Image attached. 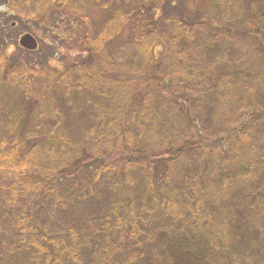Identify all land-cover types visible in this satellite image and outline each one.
Segmentation results:
<instances>
[{"label": "trees", "instance_id": "obj_1", "mask_svg": "<svg viewBox=\"0 0 264 264\" xmlns=\"http://www.w3.org/2000/svg\"><path fill=\"white\" fill-rule=\"evenodd\" d=\"M13 1L53 21L44 29L55 35V21L70 0ZM167 2L139 0L130 10L116 9L98 34L76 40L74 47L86 53L82 63L52 70L45 103L59 99L53 107L60 113L67 93L82 95L90 111L85 130L93 133L68 150L63 140L59 148L41 141L25 153L15 141L6 148L2 168L25 177L0 189V264H128L114 234L131 255L145 258L143 264H264V12L253 23L252 0H246L249 10L201 13L190 23L170 17ZM126 26L133 37L122 39ZM179 36L185 47H177ZM58 37L63 45L73 41ZM8 38L0 24V87L23 89L30 74L42 70L12 61ZM105 47L117 54L100 63ZM128 48L132 53L125 57ZM37 105L20 98L10 110L7 103L0 121L11 119L16 129ZM127 116L131 125L117 139L114 129ZM98 135L102 146L116 138L119 148L114 164L101 170H112L109 201L126 206L115 222L119 227L104 216L83 214L82 196L70 187L97 157L90 138ZM30 167L45 176L29 175ZM104 185L91 195L101 200ZM23 192H31L32 201L20 216ZM68 206L74 226L67 237L35 226L41 219L34 207L53 219Z\"/></svg>", "mask_w": 264, "mask_h": 264}, {"label": "rangeland", "instance_id": "obj_2", "mask_svg": "<svg viewBox=\"0 0 264 264\" xmlns=\"http://www.w3.org/2000/svg\"><path fill=\"white\" fill-rule=\"evenodd\" d=\"M138 1L139 0H88L86 5H82L79 4V0H70L64 11V14L67 15L63 14L61 19L57 17V19L61 21H55V24H59V30H54V35L52 31L44 29L46 27L49 28V26L52 27L51 24L53 21L49 20L47 23L45 20L37 17V14L32 8H26L22 5L15 4L13 0H0V24L5 25L7 28L9 37L8 42L9 45H12L7 50H9V56H12V61L17 64L24 63L28 68H35L37 71H44V73L41 71L42 75L35 76L33 73L30 74L26 88H8L4 87V85L0 87V109L7 103L10 104V107H15L16 101L20 100V98L26 101L35 100L38 102L34 114L29 116L24 115V117L21 118V123L18 128L14 129L10 126L9 120L11 119H9L8 122L0 121V189L5 186L11 187L14 182L25 177V175L21 174L22 172L14 171V169H9L8 167L2 168L4 166L5 157L7 156L5 152L12 147L14 141L19 144V148L23 153L31 150L32 148L29 147L35 146L41 141L48 142L49 144H53L56 148H59L58 146L63 140V149L68 150L72 149V143H84V141H86L85 135L93 133L85 130L87 128L90 111L84 106V97H82V95H76L73 92L67 93L65 95L67 104L64 106L65 110L56 113L57 111L54 110L53 105L55 106L59 99L56 103L54 102V104H52V102L49 104L50 106L45 103L48 100L46 98L48 95L46 91L47 81H51L49 77H51L53 69H58L63 72L66 70L67 66L73 63L80 64L83 62L86 53H81V48L74 47L76 40L85 38L87 34L90 36L98 34L105 27L104 22L108 20L110 14L113 15L116 9L119 8L122 11H126L127 9L130 10ZM170 1L172 2V6L166 7V13L170 14L172 18L187 19L190 23L197 22L201 19V13L214 15L220 12L222 14L226 12L227 8L231 9L233 13L249 10L246 7V0L245 2L241 0H168L167 3ZM228 1L231 2V4H229ZM161 6V8L164 7L162 4ZM161 8H159V10ZM250 9H252L251 15H253V23H255L256 19L259 17V13L264 12V0H252ZM159 10L156 13L157 15L158 13L160 15ZM59 15H61V13H59ZM169 23L171 29L170 27L168 28V33L172 30V27L174 28V25L171 22ZM133 31L134 29L132 27L126 26L122 32V39L133 37ZM26 34L35 38L37 43L35 47L28 45L23 46L20 43L21 37ZM58 34L61 37L63 36L62 38L64 39L73 37V41L68 43V45H63L64 40L59 39ZM172 37L171 33L169 40H171ZM175 40L178 44L177 47H185L184 43L187 41L184 42V36H179ZM112 50V48L107 50L105 47L98 55L100 59L99 62L106 63L109 59H113L117 51L115 52ZM131 51L132 50L128 48L126 52L129 54L125 55V57L129 56L132 53ZM12 107L11 109L8 107V109L12 110ZM133 108L137 110L135 105H133ZM53 111H55L54 114H52ZM128 116L126 117V124L124 120H119V129L113 128L115 130V132H113L114 137L117 138L118 134L126 132L131 125L127 122ZM2 117L3 114L0 112V120H2ZM116 138H114V141L107 140L109 143L104 142V146L98 142V140H100L99 135L97 140L92 137L90 138V142H94L96 147L98 146L96 148L97 157L95 156L96 158L93 163L91 161L83 166L81 173L77 176L79 182L75 181L73 182L75 184L70 185V187L73 186L76 190L75 196H82L80 199L83 207L82 213L85 215L90 213L97 218L104 216L106 222H109L108 225L110 224L112 228L119 227L115 226V222L118 216L123 217L125 215L124 209L126 206H123V204L111 203L109 201L114 197L110 189V184L112 183L110 173L112 170L110 172L104 171V169L101 172V170L103 165H111L110 162L114 164L117 159L119 148L116 146ZM122 151L124 150L122 149ZM27 171H29V175L36 177L43 174L45 176L46 174L44 172H38L31 167L27 169ZM103 184L105 185L101 188L102 198L100 200V198L91 195V192L98 188V186H103ZM66 186L69 187V183H67L65 187ZM30 193L31 192H23V195L18 198L17 214L20 213V216L23 215L25 212L24 209H26L32 201ZM121 202L123 203V200ZM124 204L126 205V203ZM37 207L39 208V206ZM37 207L33 209L34 216L36 220L37 218L41 220L36 222L35 226H38V224L43 226L49 235H63L67 237L71 225L74 226V217L72 214L74 209L68 206L66 211L62 210L61 213L55 214L52 219L46 215V212L40 214ZM99 210H101L100 215L98 214ZM112 228L108 229V231L112 232ZM120 237L121 235L118 234L112 235V242L115 243L117 248L121 249L119 254L126 255L128 264H130V258L128 259V257L132 256L136 258L137 262L143 264L145 258L138 257L137 254L131 255V252L128 251L127 244L125 241H121ZM133 250L132 252H136L139 255L140 251L137 250L136 246H133Z\"/></svg>", "mask_w": 264, "mask_h": 264}, {"label": "water", "instance_id": "obj_3", "mask_svg": "<svg viewBox=\"0 0 264 264\" xmlns=\"http://www.w3.org/2000/svg\"><path fill=\"white\" fill-rule=\"evenodd\" d=\"M21 44L23 46H31V47H35L37 45L36 40L34 37H32L31 35L25 36L22 41Z\"/></svg>", "mask_w": 264, "mask_h": 264}]
</instances>
